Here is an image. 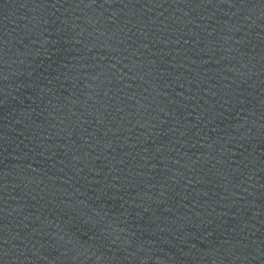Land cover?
<instances>
[{
	"label": "water",
	"instance_id": "1",
	"mask_svg": "<svg viewBox=\"0 0 264 264\" xmlns=\"http://www.w3.org/2000/svg\"><path fill=\"white\" fill-rule=\"evenodd\" d=\"M0 264H264V0H0Z\"/></svg>",
	"mask_w": 264,
	"mask_h": 264
}]
</instances>
